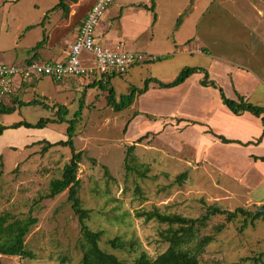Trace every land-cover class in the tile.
Returning <instances> with one entry per match:
<instances>
[{"label":"rangeland","instance_id":"rangeland-1","mask_svg":"<svg viewBox=\"0 0 264 264\" xmlns=\"http://www.w3.org/2000/svg\"><path fill=\"white\" fill-rule=\"evenodd\" d=\"M88 1L73 4V18L69 9L65 13L62 9L51 11L53 24L48 30L39 25L22 38L23 29L41 21L59 0H0V62L41 59V48L30 53L22 47L33 45L44 31L46 43L51 46L58 41H72L71 32L92 4ZM141 1L147 2L113 1L97 26L101 43H123L129 50L154 58L174 52V39L181 44L188 39L184 43L188 51L180 52L184 47L181 45L167 59L139 63L128 73L112 78L117 100L131 88L142 87L148 77L168 82L185 66H202L228 97L237 99L240 93L264 106V0H194L181 12L189 0L159 1L157 24L153 22V12L138 6ZM60 16L73 22L65 28V22H57ZM180 16V26L189 17L181 27L177 26ZM18 38H22L19 43ZM252 75L260 80L257 89L248 86ZM202 76L200 72L193 74L183 90L151 87L120 111L108 104L107 90L89 86L93 80L55 82L42 77L30 85H21L7 97L5 104L15 105L16 112L0 113V123L57 118L58 105H65L66 118L72 119L83 107L74 142L75 148L83 151L78 170L82 182L79 196L83 206L90 209L87 223L91 229L102 231L101 247L123 260L131 261L142 251L156 257L169 246L162 235L169 224L147 219L139 212L198 218L209 206L226 210L243 207L256 212L264 204V162L256 163L253 158L264 155V142L259 147L223 143L208 131L219 134L213 125L196 120L230 125L222 112L227 108L220 101L219 91L214 87L203 90L198 82ZM32 99L50 107L39 103L19 106V101ZM135 112L139 114L133 117ZM212 112L217 117L210 118ZM246 114L233 115L239 128L230 138L246 142L260 135V119ZM185 119L192 121L182 122ZM68 125L58 122L42 129L9 128L0 137V215L8 214L11 221L30 214L38 219L25 237L32 257L0 253V264H80L82 233L68 200V189L53 198L46 197L51 180L61 177L70 160L71 149L59 145L43 148L46 139H67ZM144 134L147 137L137 142ZM132 144L135 147L127 154ZM246 219L245 228V216L241 214L232 220L213 215L206 224H197L193 245L198 238L212 236L198 256L200 263L264 264V217ZM115 237L126 241V249L112 248L109 240Z\"/></svg>","mask_w":264,"mask_h":264},{"label":"trees","instance_id":"trees-1","mask_svg":"<svg viewBox=\"0 0 264 264\" xmlns=\"http://www.w3.org/2000/svg\"><path fill=\"white\" fill-rule=\"evenodd\" d=\"M76 1V0H73ZM194 0H190V4ZM138 6L149 9L153 12V22L156 21L157 12H156V0H150V4L139 3ZM69 8L67 0H59V2L50 8L45 14L41 24H44L45 19L48 17V13L56 10L62 9L67 11ZM182 17L180 16L177 20V26H180V21ZM35 25H29L26 29H30ZM46 40V35H43V38L36 43L35 46L28 49V52L36 51L42 47L43 43ZM169 58V55H157L154 58L147 60V62L152 61H161ZM33 58H28L32 60ZM203 73L200 83L203 86L214 87L219 93L222 102L227 106V108L235 115H242L244 112H249L261 119L263 128L262 132L256 140H248L243 142L238 139L228 138L222 134H216L211 129L208 131L215 134L216 137L221 139L224 143H240L243 145L249 144H258L264 138V106L256 104L248 100L244 95L238 93L237 99L228 97L223 87L213 78L210 77L209 71L202 66H185L183 67L177 76L171 81H163L157 77L151 76L144 80L142 87H133L129 93L120 94L119 100H117V94L115 88L111 85V77L107 80L93 81L89 86L98 85L104 90H107L108 104L114 108L116 111H120L130 105H132L136 99V96L145 93L151 83H156L160 87L169 88L175 87L177 85L185 82L191 75L194 73ZM30 82V81H27ZM23 82L21 85L25 84ZM16 103V102H15ZM42 104L46 108H49V104L39 99H32L28 102L19 101V106H24L26 104ZM15 105H6L3 100L0 101V113L10 114L15 112ZM83 107L78 109L74 116L75 118L67 119L66 115L68 114V108L65 105H58L57 109V118L50 117H41L37 122H29L27 120H21L14 122L12 124H3L0 123V137L3 135L5 130L9 128H36L42 129L46 128L49 123H58V122H68L67 128V139H60L54 142L47 140V145L43 149H47L52 146H64L71 149V158L64 165L62 170L61 177H57L51 180L49 192L46 194L47 198H53L64 190L68 189V200L71 203V207L78 216V221L80 225V230L82 233V257L80 264H201L199 260V254L202 253L205 249V246L212 240V236L206 235L202 238H198L196 244L191 243L192 240H195L197 232V224H206L207 221L214 215H225L228 220L236 218L239 214L245 216L243 228L247 226V219L250 218L255 220L261 216L264 217V213H256L250 210H246L243 207H237L234 210L221 209L217 206H209L207 211L198 218H190L182 216L180 214H163L159 211H150V212H139V215L145 216L147 219H157L162 223L169 224L168 228L162 233L166 241L169 242V246L163 252H161L156 257L149 256L145 251L140 252L133 260L127 261L119 258L116 254L108 252L103 249L100 245L102 238V231L93 230L88 225L87 221L90 215V209L83 206L82 200L79 196V191L82 187L81 179L78 177V170L80 163L83 158V151L77 150L75 148L74 137L76 134V123L81 117ZM139 112H135L133 117L138 115ZM150 116L149 114H146ZM130 122V121H129ZM129 122L126 124L125 129L127 128ZM196 123V122H194ZM148 134H144L137 139V142H141ZM135 147V144L129 146L127 154H129ZM255 160L264 161V155H254ZM180 177L184 178L185 175L182 174ZM8 214L0 215V253L8 255H19L22 257H32V253L27 250L25 245V237L29 233L31 227L38 221V219L29 215L26 218L10 220ZM191 244L188 247H182L183 244ZM109 244L112 248L116 249H126L127 243L120 237H115L109 240Z\"/></svg>","mask_w":264,"mask_h":264},{"label":"built area","instance_id":"built-area-1","mask_svg":"<svg viewBox=\"0 0 264 264\" xmlns=\"http://www.w3.org/2000/svg\"><path fill=\"white\" fill-rule=\"evenodd\" d=\"M114 0H96L82 20L75 40L62 59H32L22 62H0V100L23 82L49 77L55 82L87 77L107 80L124 75L131 68L152 59L143 52L129 50L123 43L106 46L97 41L96 31L104 13Z\"/></svg>","mask_w":264,"mask_h":264},{"label":"crops","instance_id":"crops-1","mask_svg":"<svg viewBox=\"0 0 264 264\" xmlns=\"http://www.w3.org/2000/svg\"><path fill=\"white\" fill-rule=\"evenodd\" d=\"M9 1H12V0H4V2L5 3H7V2H9ZM89 1H92V4L89 6V8L87 9V11L84 13V15L83 16H81L82 18L80 19V23H79V25L78 26H76L75 28H76V30H74V32H71L72 34H73V36H72V41H68L67 43H62V41H58L54 46H51L50 44H47L46 43V41H47V34L45 33V31L43 32V35L45 34L46 35V40H45V42L43 43V45H42V47H40L41 49L38 51L39 52V55H38V57L39 58H41L40 60H57V59H62V58H64L65 56H66V54L68 53V50H69V47H70V45L72 44V42L75 40V38H76V35H77V33H78V31H79V27H80V25H81V22H82V20L84 19V17L86 16V14H87V12H88V10L90 9V7L95 3V1L96 0H89ZM88 1V2H89ZM147 2V4H150L149 3V1L150 0H146ZM159 1H164V0H156V6H158V3H159ZM77 2V3H76ZM83 2V0H76V1H72V0H67V3H68V6H69V10H70V12H69V16L70 17H72L73 18V12H72V6H73V4L75 5V4H81ZM87 2V3H88ZM134 4H138V3H136V2H133ZM140 3V2H139ZM141 3H143L142 1H141ZM188 3H190V0H189V2H187V3H185V4H183V8L180 10V12L188 5ZM85 6V5H84ZM71 8V9H70ZM194 10H195V2H194ZM194 10H193V12H194ZM65 12H68V10L67 11H64L63 10V13H65ZM157 12V11H156ZM193 12L192 13H190L189 15H193ZM50 13V12H49ZM49 13H48V17L45 19V21H44V24L42 25L41 24V22H42V20L41 21H39L37 24H29V25H35L34 27H36V26H41L42 25V30H45V29H47L48 28V26H50V25H52L53 24V21L50 19V17H49ZM46 14V13H45ZM45 14H44V16H45ZM105 14V13H104ZM201 14V12L198 14V17H197V19H196V21H195V24H196V22H197V20H198V18H199V15ZM179 15H180V13H179ZM188 15V16H189ZM68 16V17H69ZM186 17L185 18V21L182 23V25L184 24V23H186L188 20H189V17ZM103 17H104V15H103ZM103 17H102V19H103ZM44 18V17H43ZM102 19H101V21H102ZM158 19H159V17H158V13H157V18H156V21L154 22V24H157V22H158ZM101 21H100V23H101ZM57 22H60V24H62L63 22H65L64 23V26L63 27H68V26H70L71 25V23L73 22L72 20H70V22L69 21H65V19L63 20V16H60L59 17V19H58V21ZM55 23V22H54ZM99 23V24H100ZM29 25H27V26H29ZM181 25V26H182ZM26 26V27H27ZM180 26V27H181ZM26 27L23 29L24 30V34H23V36H22V38L25 36V32H27L28 30H30V29H32V28H34V27H32V28H30V29H26ZM48 30V29H47ZM43 35H42V38H43ZM19 37V36H18ZM21 38V39H22ZM42 38H40L39 40H37L33 45H31V46H29V47H22V48H25V49H29V48H31V47H33V46H35L36 45V43L38 42V41H40ZM96 38H97V41H99L100 43H101V41H100V39H99V34L97 33V31H96ZM21 39L19 40V38H18V43L21 41ZM188 39H186V40H184L183 42H182V44L179 42V41H177V39H174V44H175V46L177 47V49L174 51V52H172V53H168V55H169V57H170V55L171 54H174L177 50H179L180 48V46L182 45V46H184L183 48H182V50L180 49V52H186V51H188V49H187V46L186 45H184V43L187 41ZM102 44V43H101ZM106 46H110V45H106ZM111 46H113V45H111ZM21 47V46H20ZM195 50V49H194ZM137 51V50H136ZM141 52V51H140ZM144 53V52H143ZM145 54V53H144ZM147 56H150V55H148V54H146ZM161 55H165V54H161ZM167 55V54H166ZM157 56V55H156ZM12 59H13V57H12ZM25 60H27V59H25ZM25 60H23V61H25ZM1 62H4V61H1ZM12 62H14V61H12ZM147 62V61H146ZM140 63H143V62H140ZM139 64V63H138ZM137 65V64H136ZM135 66V65H134ZM133 66V67H134ZM132 67V68H133ZM131 68V69H132ZM195 74V73H194ZM117 76H119V75H116V76H113V77H111V80H112V78H114V77H117ZM192 76V75H191ZM190 76V77H191ZM154 77H156V76H154ZM190 77L185 81V82H183L182 84H180V85H177V86H175V87H169V88H172V89H176V90H178V89H181V90H183L184 89V87L189 83V79H190ZM76 78H80V79H88V80H93V81H99L98 79H95V78H92V77H90V78H85V77H76ZM158 78V77H157ZM202 78V77H201ZM201 78H199V80H198V82H199V85H200V87H202L203 88V90H205L206 91V87L207 86H203V85H201V83H200V79ZM69 79H75V78H69ZM68 79V80H69ZM249 79H251V80H249V88L250 89H257L258 87H259V83H260V80L257 78V77H253V75L251 76V78H249ZM36 80V79H35ZM53 81V80H52ZM32 83H34V80H32V81H30V82H26L25 84L26 85H30V84H32ZM112 83V82H111ZM24 85V84H23ZM154 86H159L158 84H156V83H151L150 84V87H149V89L145 92V93H147V92H149V90L151 89V87H154ZM18 87H21V86H19V85H17L16 87H15V90L18 88ZM160 87V86H159ZM160 88H164V87H160ZM14 90V91H15ZM172 91V90H171ZM145 93H143V94H145ZM142 95V94H141ZM10 95H6V96H3L2 98H1V100H3L4 102H5V100L7 99V97H9ZM138 96H140V95H138ZM0 100V101H1ZM30 101V100H29ZM220 101L222 102V100H221V97H220ZM26 102H28V101H26ZM135 102V101H134ZM222 104L227 108V106L222 102ZM15 112H16V110H15ZM223 115H224V117H225V119H227L228 121H229V123H230V125L229 126H227V125H218V124H215V123H213V122H208V120H201V119H196V120H199V121H201V122H207V123H209V124H211V125H213V127L216 129V130H218V133L219 134H222V135H224V136H226V137H228V138H230V137H234V132L235 131H237V129L239 128L238 127V125H237V120L236 119H234L233 118V115H235V114H233L228 108H227V110L226 109H224L223 108ZM246 113H249V112H244L243 114L244 115H247ZM242 114V115H243ZM159 116H164V115H159ZM166 116H173V115H166ZM185 116V115H184ZM251 116V115H250ZM165 117V116H164ZM186 117H188V118H190V119H195V118H191V117H189V116H186ZM212 117H217V113H211V117L210 118H212ZM253 117V116H252ZM259 118V117H258ZM189 119V122L190 121H192V120H190ZM214 119H216V118H214ZM260 119V118H259ZM156 120H158V119H154V121H156ZM187 119H185V120H183L182 122H184V123H187L188 121H186ZM258 121V120H257ZM188 122V123H189ZM234 123V125L236 126V130H233L232 131V123ZM260 124H262V122H261V119H260ZM197 126H200V123L199 124H196ZM262 128H263V125H262ZM242 129V128H241ZM261 132H262V130H261ZM261 134V133H260ZM260 136V135H259ZM258 136V137H259ZM232 139H238V140H241L242 141V139L241 138H232ZM248 140H256V139H252V138H248L247 139V141ZM262 142H264V138L262 139V141L260 142V143H258V144H249V145H255L256 147H259L260 146V144L262 143ZM224 143V142H223ZM236 143V142H235ZM237 144H240V143H237ZM249 145H245V146H249ZM255 160V159H254ZM256 161V163H257V161H262V160H255ZM262 162H264V161H262Z\"/></svg>","mask_w":264,"mask_h":264},{"label":"water","instance_id":"water-1","mask_svg":"<svg viewBox=\"0 0 264 264\" xmlns=\"http://www.w3.org/2000/svg\"><path fill=\"white\" fill-rule=\"evenodd\" d=\"M256 213H264V204H262L256 211Z\"/></svg>","mask_w":264,"mask_h":264}]
</instances>
